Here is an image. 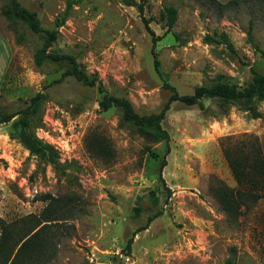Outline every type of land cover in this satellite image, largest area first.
Segmentation results:
<instances>
[{"label": "rangeland", "instance_id": "1", "mask_svg": "<svg viewBox=\"0 0 264 264\" xmlns=\"http://www.w3.org/2000/svg\"><path fill=\"white\" fill-rule=\"evenodd\" d=\"M19 1L44 28L58 31L52 51L75 56L83 71L97 76L110 95L128 98L139 114L163 108L170 96L165 82L190 95L217 80L244 85L251 67L264 75V0L226 8L210 0ZM6 3L0 0V32L10 58L0 111L15 113L46 93L32 130L54 148L60 166L22 145L18 116L0 124V222L39 216L49 204L42 198L51 195L67 204L68 213L50 223L55 256L45 264H227L229 258L232 264H264V191L237 220L213 193L220 182L237 188L223 153L226 138L256 137L264 155V100L254 103L257 119L216 100H203L206 111L173 102L163 121L170 139L153 142L124 122L120 109L100 110L97 87L70 76L60 80L67 65L37 66L42 40L10 24L1 14ZM166 6L178 10L171 31ZM146 21L161 37L159 71ZM221 34L233 50L206 39Z\"/></svg>", "mask_w": 264, "mask_h": 264}, {"label": "trees", "instance_id": "2", "mask_svg": "<svg viewBox=\"0 0 264 264\" xmlns=\"http://www.w3.org/2000/svg\"><path fill=\"white\" fill-rule=\"evenodd\" d=\"M221 8H226L238 4L243 0H229L221 3L218 0H210ZM143 14L144 6H137ZM71 3L68 5L64 19L67 18ZM1 14L16 28L24 26L32 33L40 36L42 43L34 55V62L37 66L43 64L61 65L67 67L61 75L60 80L70 76L86 87H97L101 94L98 102L102 111L111 108H118L122 111V120L132 124L137 133L153 142L169 141V132L163 127L171 104L181 101L187 106H198L201 110L207 108L203 100H216L222 105H238L242 111L248 112L252 118H260L254 103L264 100V75L251 67V79L244 85H237L221 80L212 82L209 85L198 86L190 95H180L175 87L169 83H164V88L170 91L168 101L157 113L139 114L136 112L133 103L125 97L110 95L104 88L102 82L95 75H88L82 70L77 58L70 54L52 51V47L58 38L56 29H46L42 26L35 11L25 8L19 0H7L2 8ZM166 27L171 31L178 17V10L172 6H166L163 12ZM152 34V55L154 67L157 71L160 68V60L156 51V43L161 37ZM251 37V31H249ZM206 39L215 43H224L233 50V46L225 34H221L219 40L207 36ZM21 43V39L17 40ZM46 93L39 92L29 100V104L15 113H5L0 111V124L9 123L15 117L18 119L15 126L18 130V138L22 145L40 160L59 167L54 148L40 141L32 130L33 119L40 112L42 104L47 100ZM223 153L237 183V188H230L223 183H219L213 188V193L219 200L222 208L232 220H237L242 214V207L250 208L263 197L264 191V155L258 138L243 135L241 139L229 137L222 142ZM166 166L163 162L160 176L162 181V169ZM170 191V190H168ZM49 204L39 216L29 215L19 221L7 223L0 222V264H45L55 256V234L52 233L53 225L50 223L64 220L68 213L67 204L60 198L46 195L42 198ZM158 201V200H157ZM156 201V203H157ZM140 212V210H136ZM159 213L148 219L147 225L138 228L134 235L148 229L149 224L158 217ZM133 237L127 243L128 252L131 250ZM233 260L228 259L227 264H232Z\"/></svg>", "mask_w": 264, "mask_h": 264}, {"label": "crops", "instance_id": "3", "mask_svg": "<svg viewBox=\"0 0 264 264\" xmlns=\"http://www.w3.org/2000/svg\"><path fill=\"white\" fill-rule=\"evenodd\" d=\"M221 3H226L229 0H218ZM10 58V46L4 39L0 32V90L2 86V78L8 67V60Z\"/></svg>", "mask_w": 264, "mask_h": 264}]
</instances>
